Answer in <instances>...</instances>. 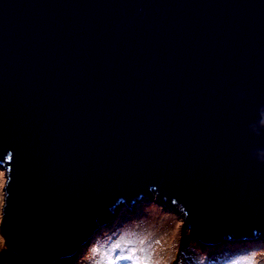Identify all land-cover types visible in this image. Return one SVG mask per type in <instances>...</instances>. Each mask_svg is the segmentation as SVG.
Returning <instances> with one entry per match:
<instances>
[{"label":"water","instance_id":"water-1","mask_svg":"<svg viewBox=\"0 0 264 264\" xmlns=\"http://www.w3.org/2000/svg\"><path fill=\"white\" fill-rule=\"evenodd\" d=\"M0 167L30 264L154 197L203 244L264 240V0H0Z\"/></svg>","mask_w":264,"mask_h":264},{"label":"rangeland","instance_id":"rangeland-1","mask_svg":"<svg viewBox=\"0 0 264 264\" xmlns=\"http://www.w3.org/2000/svg\"><path fill=\"white\" fill-rule=\"evenodd\" d=\"M6 176V170L0 167V228ZM116 209L115 222L100 228L77 255L55 264H135L136 258L146 255L151 256L152 264H264L262 239L205 245L192 239L190 231L184 232V213L178 206L163 207L155 197L131 208L122 204ZM130 255L132 261L124 259ZM0 264H30L7 248L1 233Z\"/></svg>","mask_w":264,"mask_h":264},{"label":"snow or ice","instance_id":"snow-or-ice-1","mask_svg":"<svg viewBox=\"0 0 264 264\" xmlns=\"http://www.w3.org/2000/svg\"><path fill=\"white\" fill-rule=\"evenodd\" d=\"M124 259L132 261L133 260V256H126L124 257ZM135 264H152V260H151V256L150 255H146L143 259L140 258H136Z\"/></svg>","mask_w":264,"mask_h":264},{"label":"trees","instance_id":"trees-1","mask_svg":"<svg viewBox=\"0 0 264 264\" xmlns=\"http://www.w3.org/2000/svg\"><path fill=\"white\" fill-rule=\"evenodd\" d=\"M113 222H115V221H113ZM93 240H94V238H93ZM92 240V241H93ZM255 240H257V239H255ZM255 240H253V241H255ZM229 241H233L232 239H229ZM253 241H249V242H253ZM228 242V241H227ZM236 242V241H235ZM241 243H243V242H241ZM219 246V245H218ZM231 252H235L234 250H231ZM66 264H71V263H66Z\"/></svg>","mask_w":264,"mask_h":264},{"label":"clouds","instance_id":"clouds-1","mask_svg":"<svg viewBox=\"0 0 264 264\" xmlns=\"http://www.w3.org/2000/svg\"><path fill=\"white\" fill-rule=\"evenodd\" d=\"M264 241V240H263ZM246 242V241H245ZM241 243V242H240ZM206 245V244H205ZM222 245V244H221ZM208 246H214V245H208Z\"/></svg>","mask_w":264,"mask_h":264}]
</instances>
